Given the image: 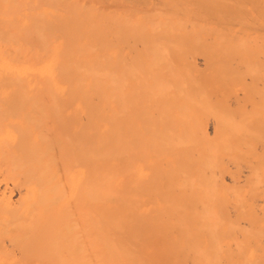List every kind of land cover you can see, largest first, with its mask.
<instances>
[{
  "label": "bare ground",
  "instance_id": "bare-ground-1",
  "mask_svg": "<svg viewBox=\"0 0 264 264\" xmlns=\"http://www.w3.org/2000/svg\"><path fill=\"white\" fill-rule=\"evenodd\" d=\"M244 9L0 0V264H264V14Z\"/></svg>",
  "mask_w": 264,
  "mask_h": 264
},
{
  "label": "rangeland",
  "instance_id": "rangeland-1",
  "mask_svg": "<svg viewBox=\"0 0 264 264\" xmlns=\"http://www.w3.org/2000/svg\"><path fill=\"white\" fill-rule=\"evenodd\" d=\"M185 1H187V2H189V1H192V0H185ZM236 2H237V4L238 5H240L241 7H243V8H247V9H244L245 11H246V13H247V16L249 15V17H255V18H257L258 20H260V19H262V15L264 14V0H235ZM257 1H259V2H257ZM153 2V1H152ZM246 2H247V4H246ZM154 3V5H155V2H153ZM240 3V4H239ZM243 4V5H242ZM188 6H190V7H188V8H194V6L193 5H191V4H188ZM246 6V7H245ZM258 6V7H257ZM232 9V10H231ZM230 9V7L229 8H227L226 9V12H225V14L224 15H226L228 18H230V19H233V20H238L239 18L237 17V15L238 14H236V13H234V7L232 6V8ZM257 9V10H256ZM263 9V10H262ZM194 10V9H193ZM257 11V12H256ZM234 13V14H233ZM257 14L259 15V16H257ZM233 15H234V17H235V19L233 18ZM236 15V16H235ZM261 15V16H260ZM257 209L259 210V212L260 211H262L263 209H264V203H262V205L260 204L258 207H257Z\"/></svg>",
  "mask_w": 264,
  "mask_h": 264
}]
</instances>
